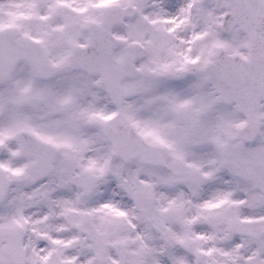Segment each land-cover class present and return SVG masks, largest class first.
<instances>
[{
	"label": "snow or ice",
	"instance_id": "1",
	"mask_svg": "<svg viewBox=\"0 0 264 264\" xmlns=\"http://www.w3.org/2000/svg\"><path fill=\"white\" fill-rule=\"evenodd\" d=\"M0 264H264V0H0Z\"/></svg>",
	"mask_w": 264,
	"mask_h": 264
}]
</instances>
